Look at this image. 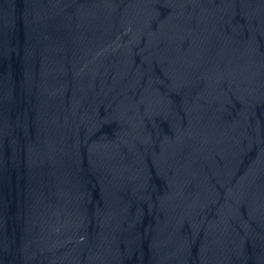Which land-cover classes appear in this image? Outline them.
Returning <instances> with one entry per match:
<instances>
[{"label": "water", "instance_id": "obj_1", "mask_svg": "<svg viewBox=\"0 0 264 264\" xmlns=\"http://www.w3.org/2000/svg\"><path fill=\"white\" fill-rule=\"evenodd\" d=\"M0 264H264V0H0Z\"/></svg>", "mask_w": 264, "mask_h": 264}]
</instances>
